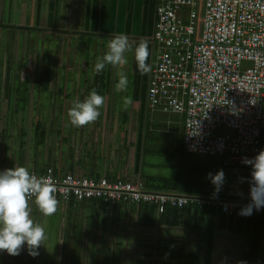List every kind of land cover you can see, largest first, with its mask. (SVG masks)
I'll return each instance as SVG.
<instances>
[{
  "label": "crops",
  "instance_id": "0c3cea01",
  "mask_svg": "<svg viewBox=\"0 0 264 264\" xmlns=\"http://www.w3.org/2000/svg\"><path fill=\"white\" fill-rule=\"evenodd\" d=\"M155 3V0H0V53L4 56V61L0 58V91L5 94L0 95L5 102L0 106V164L23 166L34 172L52 168L61 175L86 178L140 180L150 186L149 190L174 193L153 190L157 186L154 181H167L172 188L181 189L176 192L183 193L185 186H191L213 198V187L197 186L195 169L183 159L186 152L182 147V117L149 111L148 73L139 72L133 55L126 53L128 62L122 66L106 65L100 73L94 72L97 57L107 51L108 39L113 35L124 33L138 40L153 34L150 19ZM30 32L54 44L57 58L53 66L46 63L45 57L38 58V51L30 59L10 57L11 52H17L21 40L24 46L32 44ZM45 35L55 37V41ZM79 43L93 44L102 50L85 59L76 58ZM65 52L70 54L67 61L60 56ZM150 60L151 56L147 62L151 63ZM121 71L129 81L126 92L114 88ZM92 89L105 97L100 117L85 126L71 125L67 111L72 102L83 100ZM129 94L133 102L124 109L121 98ZM40 99L51 102L41 107ZM228 165L239 166L238 162ZM156 171L160 174H155ZM203 182L201 178L200 184ZM29 204L34 222L44 227L42 221L46 217L54 219L55 229L50 232L58 250L53 254L55 264H111V254L118 248L121 260L135 259L137 256L128 254L126 243L139 244L133 251H140L138 264H155L154 259L162 262L167 258L158 248L151 250L148 246L161 244L170 236L176 239L173 252H179L170 264H200L192 254L204 256L208 241L210 264H244V256L250 253L251 240L245 236L247 224L234 220L230 225L229 218L211 209L205 215H213L212 228L188 229L183 222L173 232L159 227H137L141 216L138 205L108 208L95 203H58L55 213L44 216L34 201ZM44 248L40 246L35 257L23 247L15 256L0 250V264H41ZM253 264H264V227L259 230Z\"/></svg>",
  "mask_w": 264,
  "mask_h": 264
},
{
  "label": "built area",
  "instance_id": "2783aa9c",
  "mask_svg": "<svg viewBox=\"0 0 264 264\" xmlns=\"http://www.w3.org/2000/svg\"><path fill=\"white\" fill-rule=\"evenodd\" d=\"M155 20L148 109L185 113L184 152L250 168L242 158L264 149V0H158ZM31 174L50 177L61 204H143L159 217L172 200L147 191L141 181L61 175L50 168ZM244 204L197 201L229 217H244L237 214ZM250 216L264 218V208Z\"/></svg>",
  "mask_w": 264,
  "mask_h": 264
},
{
  "label": "clouds",
  "instance_id": "9594fccd",
  "mask_svg": "<svg viewBox=\"0 0 264 264\" xmlns=\"http://www.w3.org/2000/svg\"><path fill=\"white\" fill-rule=\"evenodd\" d=\"M129 52L133 54L142 75L151 71V64L147 62L150 55L149 41L143 38L133 40L128 35L120 33L108 39L107 51L97 57L94 72L100 73L106 65L117 67L126 64L128 62L126 53ZM128 84L127 75L123 71L119 72L114 84L115 90L126 92ZM121 100V107L124 109L133 102L130 94L122 96ZM104 101L103 95L95 89L90 90L83 100L76 99L72 102V106L67 111L69 122L75 127H81L96 121L101 115ZM242 163L250 166V178L247 181L249 202L240 207L237 214L250 216L253 211L264 208V149L253 157H243ZM207 176L213 185V198L208 199L247 202V200L216 197L225 183L223 169H218L214 174L208 173ZM56 191V185L50 177L37 178L23 166L0 170V250L15 256L23 247L30 256L39 255L38 249L44 246L48 237L45 228L40 223L34 222L29 199H33L44 216H51L57 210ZM212 210L218 212L213 208Z\"/></svg>",
  "mask_w": 264,
  "mask_h": 264
},
{
  "label": "rangeland",
  "instance_id": "374dc122",
  "mask_svg": "<svg viewBox=\"0 0 264 264\" xmlns=\"http://www.w3.org/2000/svg\"><path fill=\"white\" fill-rule=\"evenodd\" d=\"M19 36H23V34H19ZM24 37V36H23ZM44 37L50 38L53 42L55 41V37H50L45 35ZM46 38H43L41 35H38L37 33L30 32V41L32 44L30 45H23L22 40L19 42V48L17 52L14 54L11 52L10 57H13V59H30L32 58V54L34 51H38L39 53L38 58L45 57L46 63H50L51 66H53V61L57 58V52L55 50L54 44H49V41L46 42ZM88 44V43H87ZM5 44L3 45V49L5 48ZM53 48V49H51ZM51 49V51H49ZM48 50V51H47ZM101 47H94L92 45H81V43L77 44V51L74 53L76 58H83L85 59V56L89 54L97 55L101 52ZM2 53V51H1ZM0 53V58L4 61V56L1 57ZM60 56H63V59L65 58L66 61L68 57L70 56L69 52H65L64 55L60 54ZM92 58V57H91ZM1 73L0 72V79H1ZM71 85V84H70ZM1 86V85H0ZM65 87L67 88L68 85L66 84ZM0 95H5L2 91H0ZM41 107H47V105L50 104L51 101L45 100V99H40L39 100ZM5 102H2L0 98V106H4ZM1 117V115H0ZM158 150V149H157ZM166 154L163 155V162L166 163L168 159L165 157ZM167 156V155H166ZM159 159V158H158ZM184 161L187 162L188 167L191 166L197 171V175H195V180L198 185H202L203 187H213V185L210 183V180L208 179L207 174L208 173H215L218 169H223L221 168L220 165V159L216 156H210V155H201V154H188L186 153L183 157ZM160 160V159H159ZM189 174H191L192 169L188 170ZM224 174H225V183L223 185V188L221 190V193L223 195H226V197H235L238 195H244L246 197H249L248 193L249 191V184H248V178H250V168H245L240 166L237 167H229L227 169H223ZM155 174H160L159 171H156ZM204 174V175H202ZM189 176V175H188ZM79 177V176H77ZM201 178H204V182L200 184ZM140 181V180H138ZM143 182V181H141ZM150 188V186H148ZM153 189V188H151ZM211 189V188H209ZM156 190V189H153ZM179 191L181 189H178ZM198 190V189H197ZM196 189L192 188L191 186H185V189L183 190V193H195L198 195H205L203 191H197ZM153 193H163V194H168V192H157V191H152V190H147ZM174 191V190H173ZM197 191V192H195ZM212 191V190H210ZM175 192V191H174ZM244 192V193H242ZM207 193V192H206ZM226 199V198H224ZM44 222L46 224H44ZM121 222H124V220H121ZM42 224L45 225V231L47 232V237L49 241L44 243V252L43 256L41 257V264H55V256L53 254L57 253L58 250L55 249V246L51 240V232L55 229L54 225V219L51 220V218L46 217L42 221ZM51 231V232H50ZM128 254H130V257H135L132 259L128 260H121V252L119 251L120 248L115 249L113 253L111 254V264H138L131 262L132 260H139L141 257L140 251L133 252L134 250H137L139 247V244H128ZM46 245V246H45ZM216 245V244H215ZM214 245V246H215ZM77 248V245L74 246ZM183 246H180V249H182ZM121 250V249H120ZM160 251V250H159ZM40 258V257H39ZM143 261V260H142ZM144 262V261H143ZM155 264H161L158 259H154ZM143 264V263H141Z\"/></svg>",
  "mask_w": 264,
  "mask_h": 264
},
{
  "label": "trees",
  "instance_id": "16d2710c",
  "mask_svg": "<svg viewBox=\"0 0 264 264\" xmlns=\"http://www.w3.org/2000/svg\"><path fill=\"white\" fill-rule=\"evenodd\" d=\"M229 167H234V166L228 165L226 167H223L221 165V168H223V169H227ZM47 169H49V168H47ZM45 170L41 171V172H34V171L33 172L36 174H42L43 172H45ZM195 172L197 173L196 170H195ZM93 179H99V178H93ZM155 182L156 181H154L153 183L156 184L157 186L155 185L156 188L154 187V189H156L158 191H167V190L179 191L178 189H176L174 187L172 188V185L170 182H167V181H157V183H155ZM197 186H200V185H197ZM144 187L146 190H149L147 183H144ZM201 188H204V187L202 186ZM181 192H183V191H181ZM184 194L188 195V196H193V197H198V196L206 197L205 195H198L195 193H184ZM245 194H247V193H245ZM218 196L226 198V195H223L221 193V191L219 192V194L216 197H218ZM207 197H209V196H207ZM233 198L249 200V197H246L244 195H238V196H235ZM32 201H33V199H32ZM58 203H60V202H58ZM70 203L74 204L76 202L71 201ZM83 203H95V204H99L100 206L107 207V206L100 204L99 202H97L95 200L89 201V202L77 203V204H83ZM138 206H140V209H141V216H139V218L137 220V227H142V228H146V229H155L156 227H159L160 229H162V231L163 230L166 231L168 229L167 231L175 232L176 229H179V227L184 222L188 229H196V230L201 231L204 228H207V229L212 228L211 223L214 220V218L212 217L213 215H209V216L205 215L207 213L212 212V211H210V209L212 210V208L205 207V206L202 207L203 209H198L196 207L193 208L192 206L189 205L180 211L177 209L167 208L165 210V212L163 214H161L159 217L156 216L155 208H153L151 206L143 205V204H138ZM186 215H187V218H184ZM221 217H223V216H221ZM225 217H227V216H225ZM227 218L230 219V225H231V222H234V220L242 221L243 223L247 224L248 229L246 230L245 236L250 238L251 247H250V253L247 256H244L243 259H245L244 264H253L255 253L257 251V240H258L259 230L262 227H264V218H262V217L261 218L251 217V216H244V217H239V216H236V217L232 216L231 217L230 216ZM221 219H224V218H221ZM205 224L209 225V226L206 227ZM217 227H221V226L217 225ZM230 230H231V228H230ZM172 237H174V236H170L169 239H167V238L163 239L162 243L157 244L156 246H154V243H151L148 246V248L151 250H153V249L157 250L155 248H158V251L160 250V252H161L160 254H164L163 257H166L167 259L162 261V264H163V262H167V261H168L167 264L168 263L170 264L171 261L174 260V257L177 258L179 256V254H177L179 252H173V248H174L176 239H173ZM165 243H169V245H164V247H163V244H165ZM153 255H154V252H153ZM158 255H159V253H158ZM192 255H193L192 258L194 260L199 261L200 264H210V256H211V243H210V241L207 242V247H206V251L204 253V256H201V258H199L196 254H192ZM159 256H162V255H159ZM131 262L136 263L137 261L132 260ZM147 264H151V263L149 262Z\"/></svg>",
  "mask_w": 264,
  "mask_h": 264
},
{
  "label": "bare ground",
  "instance_id": "6f19581e",
  "mask_svg": "<svg viewBox=\"0 0 264 264\" xmlns=\"http://www.w3.org/2000/svg\"><path fill=\"white\" fill-rule=\"evenodd\" d=\"M156 3H155V8H154V18H156V9H157V3H158V0H155ZM156 20H154V24H155ZM149 44L151 45L153 43V37H150L149 38ZM152 68L151 67V71L148 73V78L150 79L151 76H152ZM153 81V79H150L147 83V89L150 88V83ZM177 114H180V113H177ZM180 116L182 117V120H183V131L182 133L184 134L185 133V121H186V115L185 113H182L180 114ZM187 153V152H186ZM188 154H201V155H209V154H203V153H188ZM224 167V166H223ZM0 168H13V166H8V165H0ZM30 173H33V171H29ZM168 194H171L172 195V200H167V202H171V204L169 203L168 205L170 207H167V208H171V209H177V210H182L184 208H186L187 206H192L193 208H198V209H203L202 207H199L197 205V201L201 200V199H204V198H208L207 196L206 197H203V196H198V197H193V196H188V195H185L184 193H180V192H169L168 191ZM31 199V198H30ZM32 200V199H31ZM224 203H226V201L224 200L223 201ZM249 200H247L246 203H248ZM204 207V206H203ZM166 208V209H167ZM165 209V210H166ZM156 211V210H155ZM165 212V211H164Z\"/></svg>",
  "mask_w": 264,
  "mask_h": 264
},
{
  "label": "flooded vegetation",
  "instance_id": "af4514ba",
  "mask_svg": "<svg viewBox=\"0 0 264 264\" xmlns=\"http://www.w3.org/2000/svg\"><path fill=\"white\" fill-rule=\"evenodd\" d=\"M154 20H155V18H154V14H152V16H151V19H150V23H151V25H152V32H153V30H154ZM150 37H152V35L151 36H148L147 38H146V40L147 39H149ZM149 51H150V55H149V58H150V56H151V65H152V58H153V52H152V45H149ZM131 53V52H130ZM132 54V53H131ZM133 55V54H132ZM133 57V56H132ZM148 81H149V78H148V75H147V83H148Z\"/></svg>",
  "mask_w": 264,
  "mask_h": 264
}]
</instances>
